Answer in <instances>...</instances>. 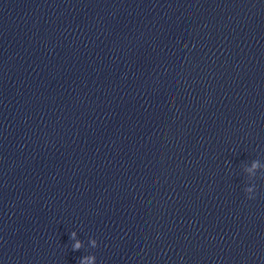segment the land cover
<instances>
[{"label": "clouds", "instance_id": "9594fccd", "mask_svg": "<svg viewBox=\"0 0 264 264\" xmlns=\"http://www.w3.org/2000/svg\"><path fill=\"white\" fill-rule=\"evenodd\" d=\"M253 168H256L258 167V162H253V165H252ZM246 192L248 193H252L253 192V188H248L246 189ZM249 199H253L254 198V195H249L248 196ZM75 236H76V233L73 231L71 233V238L72 239H75ZM91 244L93 247H96L97 246V241L95 239H92L91 240ZM82 247V243L80 241H77L75 244L72 245V250L73 251H78L80 250ZM89 260H94L95 259V256H89L88 257ZM79 264H84V261L83 260H80L79 261Z\"/></svg>", "mask_w": 264, "mask_h": 264}]
</instances>
